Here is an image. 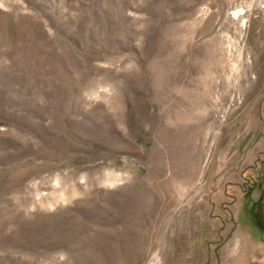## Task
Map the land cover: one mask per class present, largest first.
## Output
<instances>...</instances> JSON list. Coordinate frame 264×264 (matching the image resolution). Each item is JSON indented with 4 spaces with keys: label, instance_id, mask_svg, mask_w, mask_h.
I'll return each instance as SVG.
<instances>
[{
    "label": "rangeland",
    "instance_id": "obj_1",
    "mask_svg": "<svg viewBox=\"0 0 264 264\" xmlns=\"http://www.w3.org/2000/svg\"><path fill=\"white\" fill-rule=\"evenodd\" d=\"M0 264H264V0H0Z\"/></svg>",
    "mask_w": 264,
    "mask_h": 264
},
{
    "label": "bare ground",
    "instance_id": "obj_2",
    "mask_svg": "<svg viewBox=\"0 0 264 264\" xmlns=\"http://www.w3.org/2000/svg\"><path fill=\"white\" fill-rule=\"evenodd\" d=\"M238 12H236V14H237Z\"/></svg>",
    "mask_w": 264,
    "mask_h": 264
}]
</instances>
